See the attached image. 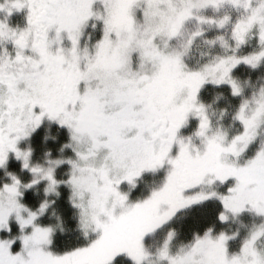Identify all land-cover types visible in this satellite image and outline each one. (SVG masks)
I'll use <instances>...</instances> for the list:
<instances>
[{"label": "snow or ice", "instance_id": "6c2138e0", "mask_svg": "<svg viewBox=\"0 0 264 264\" xmlns=\"http://www.w3.org/2000/svg\"><path fill=\"white\" fill-rule=\"evenodd\" d=\"M146 262L264 264V0H0V264Z\"/></svg>", "mask_w": 264, "mask_h": 264}, {"label": "rangeland", "instance_id": "374dc122", "mask_svg": "<svg viewBox=\"0 0 264 264\" xmlns=\"http://www.w3.org/2000/svg\"><path fill=\"white\" fill-rule=\"evenodd\" d=\"M246 72V70H244ZM211 92L210 90L204 91L202 90V95L205 99H208L210 96ZM146 183H151L154 179H158V176H151V178H147ZM251 218L248 217L247 215L242 216L240 218H237L235 220H229L227 223H225L222 227L224 228L225 231H239L241 235H243L245 229L250 226L251 224ZM157 241L153 240L150 241L148 244V247L150 249H153L156 247ZM150 260H155V257H149ZM147 264V262H146Z\"/></svg>", "mask_w": 264, "mask_h": 264}, {"label": "flooded vegetation", "instance_id": "af4514ba", "mask_svg": "<svg viewBox=\"0 0 264 264\" xmlns=\"http://www.w3.org/2000/svg\"><path fill=\"white\" fill-rule=\"evenodd\" d=\"M22 17H23V13H22V12H20V13H14L13 16L10 18V22H11V23H14V24H15V23H21V22H22ZM46 131H47L49 134L52 133V132H54V126H53L52 128L47 129V130H45V129L42 128V129L37 133L36 137H35L34 140H33V143L36 144V146H37V153H39L40 150H41V148L43 147V145L40 144V141H41V139H42V137H43V135L45 134ZM48 143H49V144L52 143L51 139H49ZM148 177L151 178V176H146V177H145V181H144V183H146V180H148V179H147ZM135 194H136V193H134V195H135Z\"/></svg>", "mask_w": 264, "mask_h": 264}, {"label": "clouds", "instance_id": "9594fccd", "mask_svg": "<svg viewBox=\"0 0 264 264\" xmlns=\"http://www.w3.org/2000/svg\"><path fill=\"white\" fill-rule=\"evenodd\" d=\"M200 57V49L198 47H193V50L190 54V59L194 62L196 59Z\"/></svg>", "mask_w": 264, "mask_h": 264}, {"label": "trees", "instance_id": "16d2710c", "mask_svg": "<svg viewBox=\"0 0 264 264\" xmlns=\"http://www.w3.org/2000/svg\"><path fill=\"white\" fill-rule=\"evenodd\" d=\"M49 219L54 222V216H49ZM62 226L65 227L66 229L69 227V225H67V224H64Z\"/></svg>", "mask_w": 264, "mask_h": 264}]
</instances>
